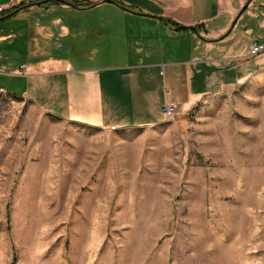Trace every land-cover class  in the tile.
Wrapping results in <instances>:
<instances>
[{"label": "rangeland", "instance_id": "374dc122", "mask_svg": "<svg viewBox=\"0 0 264 264\" xmlns=\"http://www.w3.org/2000/svg\"><path fill=\"white\" fill-rule=\"evenodd\" d=\"M92 11L75 20L96 26ZM35 20L0 23L18 36L0 46L9 91L25 87L12 73L35 61L28 52L49 49ZM0 264H264V70L170 120L120 129L0 88Z\"/></svg>", "mask_w": 264, "mask_h": 264}, {"label": "crops", "instance_id": "0c3cea01", "mask_svg": "<svg viewBox=\"0 0 264 264\" xmlns=\"http://www.w3.org/2000/svg\"><path fill=\"white\" fill-rule=\"evenodd\" d=\"M43 10L58 14L48 21ZM91 10L103 15L98 28L75 20ZM25 14L36 18L49 49L39 43L28 52L36 58L19 93L0 88L89 126H154L166 120L167 103L187 108L264 70V52L251 55L253 44L264 40V0H40L0 16V23ZM118 18L116 59L108 37ZM7 31L0 27V46L15 45L18 36ZM77 54L87 61L78 62Z\"/></svg>", "mask_w": 264, "mask_h": 264}, {"label": "built area", "instance_id": "2783aa9c", "mask_svg": "<svg viewBox=\"0 0 264 264\" xmlns=\"http://www.w3.org/2000/svg\"><path fill=\"white\" fill-rule=\"evenodd\" d=\"M40 0H12L8 4H1L0 5V16L7 15L9 12H11L14 8L20 6V5H25V4H30L33 2H37ZM261 52H264V40H261L259 42H255L251 48V55H257ZM29 72V64H23L18 73L20 75L27 74ZM176 113V106L173 104H166L164 107V115L166 120H170L174 114Z\"/></svg>", "mask_w": 264, "mask_h": 264}, {"label": "trees", "instance_id": "16d2710c", "mask_svg": "<svg viewBox=\"0 0 264 264\" xmlns=\"http://www.w3.org/2000/svg\"><path fill=\"white\" fill-rule=\"evenodd\" d=\"M42 5H44V4H46L47 3V1H41L40 2ZM30 4H32V3H30ZM30 4H28V5H30ZM27 4H25V5H20V6H18V7H16V8H14L11 12H9L6 16H8V15H10V14H12V16L13 15H15L20 9H22L23 7H25V6H28ZM14 13V14H13ZM3 18L5 17V15H3L2 16ZM168 23H170V24H172V25H176V23L175 22H173L172 20H170V19H167L166 20Z\"/></svg>", "mask_w": 264, "mask_h": 264}, {"label": "water", "instance_id": "95a60500", "mask_svg": "<svg viewBox=\"0 0 264 264\" xmlns=\"http://www.w3.org/2000/svg\"><path fill=\"white\" fill-rule=\"evenodd\" d=\"M57 1H62V0H57ZM125 8V7H124ZM125 9H127V8H125ZM14 14V13H13ZM10 16H12V14H10V15H8V16H5V17H10Z\"/></svg>", "mask_w": 264, "mask_h": 264}]
</instances>
